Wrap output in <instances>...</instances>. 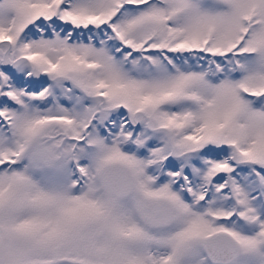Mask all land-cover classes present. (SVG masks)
<instances>
[{"label":"snow or ice","instance_id":"6c2138e0","mask_svg":"<svg viewBox=\"0 0 264 264\" xmlns=\"http://www.w3.org/2000/svg\"><path fill=\"white\" fill-rule=\"evenodd\" d=\"M0 264H264V0H0Z\"/></svg>","mask_w":264,"mask_h":264}]
</instances>
